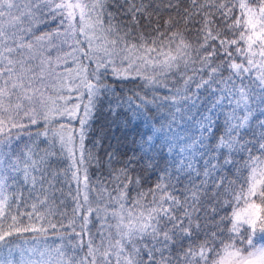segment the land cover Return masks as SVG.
<instances>
[{
  "label": "snow or ice",
  "instance_id": "1",
  "mask_svg": "<svg viewBox=\"0 0 264 264\" xmlns=\"http://www.w3.org/2000/svg\"><path fill=\"white\" fill-rule=\"evenodd\" d=\"M0 264H264V0H0Z\"/></svg>",
  "mask_w": 264,
  "mask_h": 264
},
{
  "label": "trees",
  "instance_id": "2",
  "mask_svg": "<svg viewBox=\"0 0 264 264\" xmlns=\"http://www.w3.org/2000/svg\"><path fill=\"white\" fill-rule=\"evenodd\" d=\"M115 118L109 113L107 109V104L96 113V118L93 122V135H100L101 132L106 136L105 147L108 146V140H111L113 146H118L119 144L123 147H130L133 139H139V133L146 132L147 129L142 126H129L124 128L120 126L117 128L116 124H113L112 121ZM123 150V148H122ZM31 235V234H26Z\"/></svg>",
  "mask_w": 264,
  "mask_h": 264
},
{
  "label": "rangeland",
  "instance_id": "3",
  "mask_svg": "<svg viewBox=\"0 0 264 264\" xmlns=\"http://www.w3.org/2000/svg\"><path fill=\"white\" fill-rule=\"evenodd\" d=\"M48 239H49V240H52V239H54V237L49 236Z\"/></svg>",
  "mask_w": 264,
  "mask_h": 264
}]
</instances>
